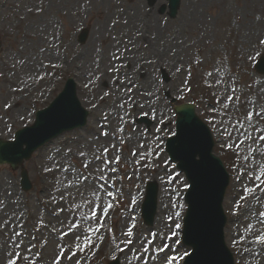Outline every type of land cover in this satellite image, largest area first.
I'll return each instance as SVG.
<instances>
[{"label": "rangeland", "instance_id": "obj_1", "mask_svg": "<svg viewBox=\"0 0 264 264\" xmlns=\"http://www.w3.org/2000/svg\"><path fill=\"white\" fill-rule=\"evenodd\" d=\"M157 10L143 0H0V138L31 125L66 78L75 80L89 112L83 130L63 135L24 165L30 192H21L18 172L0 166V264H107L115 258L168 264L171 256L182 264L189 251L180 241L185 181L161 147L174 119L166 92L178 104L196 103L220 143L214 152L230 174L223 209L235 264H264V244L255 243L264 239V191L249 193L233 215L246 187L264 188V142L257 144L264 116H255L264 114V78L253 71L257 56H264V0H181L173 20ZM82 28L88 36L80 46ZM164 71L168 83L160 79ZM141 116L152 120L149 130L135 124ZM240 123L253 135L235 149L239 133L232 125ZM151 182L159 194L156 217L146 227L140 210ZM108 204L103 223L88 219ZM97 227L85 247L84 230ZM129 228L131 236L125 235ZM65 232L71 234L61 239Z\"/></svg>", "mask_w": 264, "mask_h": 264}, {"label": "snow or ice", "instance_id": "obj_2", "mask_svg": "<svg viewBox=\"0 0 264 264\" xmlns=\"http://www.w3.org/2000/svg\"><path fill=\"white\" fill-rule=\"evenodd\" d=\"M234 99V97L232 96H229L228 97V100L229 101H232ZM121 107H123V105H121ZM225 107H228L227 104H225ZM255 116L257 117H262L264 116V114L260 113V112H257L255 113ZM246 119L247 121L251 122L253 119H254V116L251 112H249L246 116ZM232 128L235 130V132L239 133V138H238V142L235 144V149H240L242 145H244L246 143V140L252 138V133L248 131L247 127L245 126V124L243 123H240V124H233L232 125ZM225 131H227V129H225ZM262 131L261 129H257V132H260ZM102 135H107L106 133H102ZM229 137H232V133L229 132ZM234 138V137H233ZM259 142H264V135H259V138H258V141H257V144H259ZM104 155L106 156L107 155V149L104 150ZM113 163H118V160L116 161H113ZM103 164L104 165H108L109 164V161L107 159H104L103 160ZM83 167L85 169L88 168V163H85L83 165ZM65 172H68L69 169L68 168H65L64 169ZM98 171L100 172H103L104 171V168H100L98 169ZM251 179V177H249ZM84 179H87V177H85ZM255 180L256 181H261L262 180V177L260 175H257L255 177ZM84 181L82 180L81 183H83ZM108 188H111L112 185L111 184H108L107 185ZM97 189L98 191H102V189L99 188V185H97ZM257 189H260L262 191H264V188L261 187V183H257L255 187H251V188H248L246 187L244 189V192H243V195L241 196V199L240 201H238L236 203V205H234V212H233V215H236L237 212L235 209H242L244 204L247 203V197L249 195V193H255L257 191ZM109 195H111V193H109ZM96 199H100V196H97ZM112 207L111 204H108L106 207H103V210H102V213H98L97 210L94 208L92 210V215L90 217H88V219H99V222L100 223H103L104 222V216H106L109 212V209ZM259 220L261 223H264V212H261L260 215H259ZM72 227L75 229L78 227L77 224H73ZM252 227L253 226H250L249 227V231L252 230ZM177 228H179V225H177ZM87 234H88V237H89V243L85 245V247H88V246H91V239H92V235H93V232L95 233H98L100 232V228L97 227L95 229H93L92 232H88L87 229L84 230ZM131 233H132V229L129 228L128 231L125 233V235L127 236H131ZM71 233L69 232H65L63 234V236H61L60 238L63 239L64 236H69ZM22 234L20 232H17L16 233V236H21ZM152 241L149 240L147 244H145L144 248H143V251L144 252H148L149 249H148V244H151ZM256 244L260 245V244H264V239H258L255 241ZM17 247H19V245H17ZM82 250V249H81ZM123 251V249H121ZM164 249H161V251H163ZM16 255H19V253H17ZM76 255V251H73L72 252V256H75ZM69 259H71V257H69ZM180 259H183V257H180ZM174 261H177V257L175 256H171L169 257V260H168V264H173ZM10 264H17V261L15 259L11 260L10 261ZM57 264H59V261H57Z\"/></svg>", "mask_w": 264, "mask_h": 264}, {"label": "water", "instance_id": "obj_3", "mask_svg": "<svg viewBox=\"0 0 264 264\" xmlns=\"http://www.w3.org/2000/svg\"><path fill=\"white\" fill-rule=\"evenodd\" d=\"M170 8H171V11H172V14H174L175 13V10L177 9V6H178V0H170ZM67 96L69 97V98H71V96L72 95H70L69 93L67 94ZM63 109H65V107L63 108ZM62 109V110H63ZM70 109V108H69ZM182 110H184V109H178V113H180ZM61 111V110H60ZM51 112H53V109H51L50 111H48V112H42L41 114H39V118H43L42 116L44 115V114H46L47 113V115L45 116V118H43L44 119V121H43V119H41V120H39L38 122H36V124L34 125V127L32 128V129H30L28 132L29 133H27V134H25V133H19V134H17L16 136H15V142L14 143H12V144H3V143H1L0 142V157H1V155L2 154H4V155H6L7 156V154L8 153H13V151L15 150H17V148H18V146L21 144V143H23V142H27V141H29V140H32V141H36L37 139L33 136L35 133H39L40 132V130L42 129V131H43V128L44 127H46V126H48V124L50 123L49 122V120H51L52 121V116H54ZM188 112L185 110L184 112H183V115L185 114L186 116L184 117V118H182L180 121H179V123L180 124H188V122H189V119L191 118L188 114H187ZM66 116V112H65V110H63L62 112H59V113H57L56 115H55V117L57 118V119H59V120H62V119H64V117ZM188 118V119H187ZM46 121H48V122H46ZM188 129H190V128H188ZM206 133V131H204V130H202V131H199V133L201 134V133ZM26 139V140H25ZM19 144V145H18ZM12 146V147H8V146ZM14 146V147H13ZM209 151H210V149L208 150V151H206L205 152V154H209ZM1 159H3V156H2V158ZM8 159H10L9 157H8ZM1 161V160H0ZM211 232H213L214 230L213 229H211L210 230ZM196 257H197V255H194L193 257H192V259H191V261H192V263H194V261L196 260ZM218 264H221L220 262H218Z\"/></svg>", "mask_w": 264, "mask_h": 264}]
</instances>
